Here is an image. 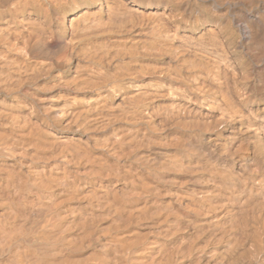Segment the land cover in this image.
<instances>
[{"label":"bare ground","instance_id":"6f19581e","mask_svg":"<svg viewBox=\"0 0 264 264\" xmlns=\"http://www.w3.org/2000/svg\"><path fill=\"white\" fill-rule=\"evenodd\" d=\"M129 27L144 38L127 42ZM71 59L76 76L59 78L84 94L49 105L41 76ZM261 100L264 0H0V103L28 111L0 109V264H264ZM155 116L181 136L158 135ZM49 148L57 168H34Z\"/></svg>","mask_w":264,"mask_h":264},{"label":"rangeland","instance_id":"374dc122","mask_svg":"<svg viewBox=\"0 0 264 264\" xmlns=\"http://www.w3.org/2000/svg\"><path fill=\"white\" fill-rule=\"evenodd\" d=\"M129 29V34L127 35V38H126V41L127 42H129V39L128 38H132L131 39V41H136V42H138L140 39H142V38H144V34L142 33V31H140V29L138 28V27H136V28H134L133 29V27L132 28H128ZM139 29V30H138ZM130 30H132V31H130ZM133 30H134V33H136V34H134L133 33ZM136 30V31H135ZM139 32H138V31ZM133 34H132V33ZM131 34V35H130ZM133 35V36H132ZM137 35V36H136ZM129 36H131V37H129ZM208 36H206V39L207 40H205L206 42L207 41H209V38H207ZM135 38V39H134ZM136 38H138V40L136 39ZM177 40V39H176ZM175 40V42H174V44L175 45H177V44H181L182 42H179V41H182V39H179V41H176ZM184 41L185 40H183V43H182V45L184 44ZM176 42H178L177 44H176ZM187 42V41H186ZM236 42H237V44H236ZM129 43H131V42H129ZM187 43H185L184 45H186ZM240 44V45H239ZM46 45V44H45ZM236 45V46H235ZM46 46H48V48H50V50L52 51V50H55L56 51V49L57 48H55V47H53V46H51V45H46ZM46 46H44L45 48H47ZM178 46V45H177ZM234 47H236V49H237V52H239V58L241 59V60H243L244 62H245V64L243 65V74H241L242 76H245V74H246V72L248 73V72H250V73H252L253 75L258 71L257 69H259V66H255V64L251 61V59H252V55L253 54H251V53H253V50L251 51L250 49V51L248 50V49H245V48H242V46H241V43H240V40L239 39H236L235 41H234ZM47 48V49H48ZM49 50V49H48ZM248 50V51H247ZM249 53H250V55H249ZM153 54L154 55H159V56H161L160 58H159V56H157L156 58H154V57H151V58H149L148 60H149V62H165V61H167V60H169V56L170 55H167V54H164V53H157V52H155V51H153ZM243 55V56H242ZM128 55H125V57H126V59L125 60H127L128 59V57H127ZM164 56V57H163ZM168 56V57H167ZM250 56V57H249ZM160 59H162V60H160ZM248 59V60H247ZM151 60V61H150ZM165 60V61H164ZM71 61L73 62V65L75 64V60H73V59H71ZM254 64V65H253ZM73 65H69V66H67V67H62V66H60V65H58V64H54L53 65V67H52V69H50L49 70V72L47 73V74H44L43 76H41V79L43 80V81H41V79H40V81L39 82H43V83H48L49 84V86H51L50 88H51V90L52 91H50L49 93H47V92H45L44 94H41V96L43 97V98H46V100L48 101L47 103L49 104V105H51L52 104V97L54 98V100H56V96L58 95V93L60 92V93H62V94H65L66 95V93L67 94H69V95H83L84 93L83 92H81L80 91V89H78V88H76V87H74L73 85L71 86L70 84H68V85H66V83H65V85L64 84H62V82L63 81H61V80H64V77H71V76H76V67H75V65L73 66ZM114 64H111V67L113 66ZM245 68V69H244ZM59 69V70H58ZM62 69V70H61ZM256 71V72H255ZM55 72V73H54ZM245 72V73H244ZM69 75V76H68ZM46 76V77H45ZM59 76H60V78H61V80H60V78H59ZM43 77V78H42ZM46 78V79H45ZM48 78V79H47ZM52 79H53V81H52ZM254 78H250L249 80H252V81H254L253 80ZM56 80V81H55ZM60 80V84L59 83H57L58 81ZM240 83H242L243 82V77L242 78H240L239 77V80H238ZM39 82H34V84L31 86V85H28V84H25V85H23L22 86V91L24 90V91H27L28 92V90H32V87L34 86V85H37ZM56 82V83H55ZM54 83V84H53ZM51 84H53V85H51ZM60 85V86H59ZM108 85H110V84H108ZM107 85V86H108ZM57 86V87H56ZM64 86H65V88H64ZM25 87V88H24ZM61 87V88H60ZM50 88H49V90H50ZM70 88V89H69ZM75 88V89H74ZM106 88H108V87H106ZM58 90H59V92H58ZM71 90V91H70ZM70 91V92H69ZM58 92V93H57ZM76 94H75V93ZM46 94V95H45ZM51 94V95H50ZM230 94H233L232 92H230ZM44 95V96H43ZM49 95H50V97H49ZM53 95V96H52ZM47 96V97H46ZM234 96V97H233ZM233 96L231 95L230 97L231 98H233V101H235V100H237V98H236V95H234L233 94ZM2 97H4V96H2ZM1 97V98H2ZM49 97V98H48ZM121 98V96H118L114 101H113V103H114V106H116L117 104H119V103H121V101H122V99H120ZM12 99V97H9V100H11ZM120 99V100H119ZM50 100H52V101H50ZM158 100H159V103H158ZM163 100V101H162ZM117 103H116V102ZM157 101V102H156ZM167 101L168 100H166V99H163L162 97H160V96H158L155 100H154V102H153V105L154 106H156L157 107V105L158 104H160V105H162V102H163V104H165V105H167V107H171V108H173L174 107V105L170 102V104L172 105H169V104H167ZM238 101V100H237ZM8 103H7V105H6V103L4 104V106H3V104L2 103H0V109H6V110H8V108H10V109H14V110H11V111H15V112H19V115H18V112H17V115H18V118L19 117H21V119H22V121L24 122L27 118H28V116H27V118L25 117V114H28V113H26V112H28L25 108H21V107H19V106H16L14 103H12V102H10V101H7ZM10 103V104H9ZM51 103V104H50ZM53 103H54V101H53ZM168 103H169V101H168ZM1 105H2V107H1ZM10 105V106H9ZM165 105H163V106H165ZM258 105H264V100H261V103H259ZM6 106V107H5ZM9 106V107H8ZM14 106H16V107H14ZM14 107V108H13ZM22 110V111H21ZM24 111V112H23ZM43 111V110H42ZM23 113V117L24 118H26L25 120H24V118L21 116V114ZM193 113V112H192ZM194 114V113H193ZM193 114L191 115V113H189V116H188V114H187V112L185 113V115L184 116H186V118L184 117L183 119H184V121L185 122H188V123H191L189 126H188V132H187V137H193V138H196L197 136H193V134L195 135V132H197L198 131V129H200V126L198 125V124H193L192 122L193 121H195L196 120V117H193ZM158 117V118H157ZM159 117L160 116H155V117H153V124H152V127L154 128V129H156V131H159V132H156L158 135H162V137H170L171 135H174L173 137H175V136H177V137H179V136H181L180 134L181 133H179V130L178 129H175V128H173V121L171 120V119H169V120H166V121H164L165 120V118L164 117H160L161 119H163V122H161L162 120L161 119H159ZM156 118V119H155ZM39 119H41V117L39 118ZM158 119V120H157ZM202 119H203V121H202ZM201 119V121L204 123V122H207V120L209 119V118H206L205 117V119L204 118H202ZM20 120V119H19ZM123 120V119H122ZM159 120H160V122H159ZM0 121L2 122V121H5V123L6 124H8L7 126H9V127H7L6 125H5V123H1L0 124V132L1 131H3L2 129H4V133L6 134H10V132L12 131V130H10V125H9V121L8 122H6V120H2V118H0ZM21 121V120H20ZM21 121V122H22ZM34 121H35V119H34ZM172 121V122H171ZM197 121V120H196ZM201 121H199V122H201ZM208 121H210V119L208 120ZM46 123H51V120H48ZM167 124V125H166ZM63 125H65L64 123H63ZM119 125H121V124H117V126H119ZM66 126V125H65ZM65 126H63V129H61L60 130V133L61 132H66V133H69L72 137H75V139L76 140H78L79 138L78 137H81V135H79V129L77 128L76 129V127H74L72 130H70L71 131V133L70 132H68L67 130L69 129V128H67V127H65ZM158 126V127H157ZM169 128H168V127ZM8 130H7V129ZM66 128V129H65ZM168 128V129H167ZM195 128V129H194ZM7 132H6V131ZM9 130H10V132H9ZM78 130V131H77ZM73 131H75V132H73ZM165 131V132H164ZM173 132H174V134H173ZM193 132V133H192ZM176 133V134H175ZM206 134V135H205ZM227 134H230L228 131L227 132H225V134H224V136L222 137V138H218L219 140L218 141H223V140H227V139H229L228 137L230 136V135H227ZM63 135V136H62ZM61 136L63 137V139H64V141H66L67 140V138L64 136V134H61ZM209 136V137H208ZM65 137V138H64ZM227 137V138H226ZM118 138V137H117ZM171 138H172V136H171ZM203 138H204V140H206L207 138V140L206 141H212V142H214L215 140H216V137H215V133L214 132H211V130H207V131H205L204 133H203ZM226 138V139H225ZM66 139V140H65ZM214 139V140H213ZM239 144V142H237L236 143V145H238ZM44 146H46V144L44 145ZM47 146H50V145H48L47 144ZM244 148H247L248 146L246 145V144H243L242 145ZM50 150V148L48 149V150H41L39 153H41V155H39V153L37 154V155H35L36 157H38V158H36V157H34V162H33V167L35 168V167H37V169L38 168H40L41 167V164L44 162V164L42 165V166H44L45 165V163H46V165L45 166H48V167H52L53 169H56L57 168V166H56V164H55V160L51 157V156H49L50 154H48L47 152ZM44 151V152H43ZM91 152H94V153H96L95 155H97V153H98V151L97 150H91ZM43 153H45L44 155H43ZM47 153V154H46ZM226 154H228V152H226ZM43 155V156H42ZM40 156H42V158L44 159V157H51V159H52V161L50 162V161H48V160H51V159H47V161H45V159H44V161H42V159L40 158ZM116 158V156H113V157H111V158H109L111 161H114L115 160V158ZM114 158V159H113ZM21 160L23 159L24 161H25V158H23V157H21L20 158ZM23 160H22V162H23ZM41 160V161H40ZM130 160V159H129ZM38 161H39V163H38ZM54 161V162H53ZM18 162L20 163V164H22L19 160H18ZM54 163V166H52V164ZM40 165V166H39ZM24 167H26V166H24ZM56 167V168H55ZM77 179L78 178V180H76V181H78V182H82V180H79L80 179V177H72V179ZM191 185V186H190ZM193 185V186H192ZM169 188L170 187H173V185L172 184H168L167 185ZM185 187L188 189H194L195 187H198L196 184H193V183H187L186 185H185ZM194 187V188H193ZM188 189V191H190ZM21 199H23L22 197H21ZM65 199H67V202H70V200L71 199H68V198H65ZM164 200H166V199H164ZM21 201H24V200H21ZM4 207H6V205L5 204H2V203H0V213L2 214L4 211H5V209H4ZM1 211H3V212H1ZM0 214V215H1ZM20 227V225L19 226H16V229H20L21 230V232L20 233H17L16 231H13V230H15L14 228H12L11 230H10V232H14V233H17V234H22V229L21 228H19ZM12 232V233H13ZM31 232H33V230L31 231ZM7 254H8V252H7ZM4 255H6L5 253L3 254V256Z\"/></svg>","mask_w":264,"mask_h":264}]
</instances>
